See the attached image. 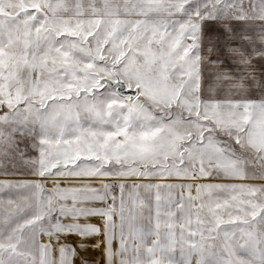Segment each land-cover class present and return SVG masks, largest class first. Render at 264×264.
Masks as SVG:
<instances>
[{
    "label": "snow or ice",
    "instance_id": "1",
    "mask_svg": "<svg viewBox=\"0 0 264 264\" xmlns=\"http://www.w3.org/2000/svg\"><path fill=\"white\" fill-rule=\"evenodd\" d=\"M0 264H264V0H0Z\"/></svg>",
    "mask_w": 264,
    "mask_h": 264
}]
</instances>
